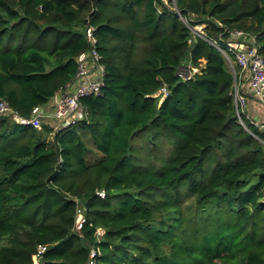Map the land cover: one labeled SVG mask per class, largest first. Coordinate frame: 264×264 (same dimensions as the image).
I'll return each mask as SVG.
<instances>
[{
	"label": "trees",
	"instance_id": "16d2710c",
	"mask_svg": "<svg viewBox=\"0 0 264 264\" xmlns=\"http://www.w3.org/2000/svg\"><path fill=\"white\" fill-rule=\"evenodd\" d=\"M88 28L86 119L0 114V264H264V127L218 48L241 31L264 56V0H0V101L47 105Z\"/></svg>",
	"mask_w": 264,
	"mask_h": 264
},
{
	"label": "built area",
	"instance_id": "2783aa9c",
	"mask_svg": "<svg viewBox=\"0 0 264 264\" xmlns=\"http://www.w3.org/2000/svg\"><path fill=\"white\" fill-rule=\"evenodd\" d=\"M85 36L90 48L87 52H82L77 56V70L74 79L65 88L56 92L47 105L36 106L31 110L28 118H21L13 113L5 102L0 101V114L5 113L21 124H31L35 127H39L43 120L52 122L55 129L86 119L87 115L80 99L83 96L95 95L100 92L103 84L104 65L95 48L96 39L91 28L86 30ZM218 48L227 59H229L228 54H230L232 62L237 67V77H235L233 89L234 104L238 121L243 124L242 117H247L244 112L246 98L241 92L242 86L239 78L245 79L253 97L264 104V56L258 53L254 46L243 42L241 31H233L230 38L226 40V47ZM179 75L183 79H187L190 71L188 68L184 72L180 70ZM161 92L165 94L166 89L163 87ZM252 121L256 125L264 127V123ZM78 221L79 219H77ZM42 249L43 247H39L38 251Z\"/></svg>",
	"mask_w": 264,
	"mask_h": 264
},
{
	"label": "crops",
	"instance_id": "0c3cea01",
	"mask_svg": "<svg viewBox=\"0 0 264 264\" xmlns=\"http://www.w3.org/2000/svg\"><path fill=\"white\" fill-rule=\"evenodd\" d=\"M240 85L242 86L241 92L246 98L244 112L248 118L257 122L264 123V104L257 101L251 94L246 81L243 77L239 78Z\"/></svg>",
	"mask_w": 264,
	"mask_h": 264
},
{
	"label": "rangeland",
	"instance_id": "374dc122",
	"mask_svg": "<svg viewBox=\"0 0 264 264\" xmlns=\"http://www.w3.org/2000/svg\"><path fill=\"white\" fill-rule=\"evenodd\" d=\"M196 28H197V29H200V26H197ZM229 62H230V65L233 66L234 63H233L230 59H229ZM42 122H45V121L43 120ZM138 141H139V140H136V142H138Z\"/></svg>",
	"mask_w": 264,
	"mask_h": 264
}]
</instances>
